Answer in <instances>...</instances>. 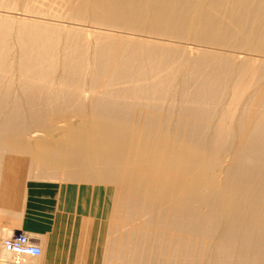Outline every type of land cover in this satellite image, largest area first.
Returning <instances> with one entry per match:
<instances>
[{
	"label": "bare ground",
	"instance_id": "obj_1",
	"mask_svg": "<svg viewBox=\"0 0 264 264\" xmlns=\"http://www.w3.org/2000/svg\"><path fill=\"white\" fill-rule=\"evenodd\" d=\"M34 157L68 264H264V0H0L7 190Z\"/></svg>",
	"mask_w": 264,
	"mask_h": 264
},
{
	"label": "crops",
	"instance_id": "obj_2",
	"mask_svg": "<svg viewBox=\"0 0 264 264\" xmlns=\"http://www.w3.org/2000/svg\"><path fill=\"white\" fill-rule=\"evenodd\" d=\"M1 181L0 245L4 237L22 232L36 235L39 243L41 234L47 243L46 255L32 259L27 257V262L24 259L23 264H68L63 260L57 261V256L66 254L71 245L74 247L79 236L77 222L70 221L72 211L68 208L77 200V194L71 193L63 183L30 180L7 190L5 181ZM70 223L74 230L72 235L68 233Z\"/></svg>",
	"mask_w": 264,
	"mask_h": 264
},
{
	"label": "built area",
	"instance_id": "obj_3",
	"mask_svg": "<svg viewBox=\"0 0 264 264\" xmlns=\"http://www.w3.org/2000/svg\"><path fill=\"white\" fill-rule=\"evenodd\" d=\"M1 245L10 254V257L6 259L7 263L10 264H23L25 258H36L42 252V248L37 243V239L33 235L25 232L4 238Z\"/></svg>",
	"mask_w": 264,
	"mask_h": 264
},
{
	"label": "rangeland",
	"instance_id": "obj_4",
	"mask_svg": "<svg viewBox=\"0 0 264 264\" xmlns=\"http://www.w3.org/2000/svg\"><path fill=\"white\" fill-rule=\"evenodd\" d=\"M19 12L20 11H18L17 13H16V15L17 16H20V14H19ZM37 157H34L33 158V160H34V164L30 167V169H29V172H27L28 174H24V176H27L25 179H24V182H27V181H30V180H38V181H50V182H56V183H62V181H61V179H59V173H57L56 174V171L55 172H53V170L52 169H50V173H49V175H47V176H44V175H42L41 173H40V171H39V167L41 166V165H38V164H36V161H37ZM28 171V170H27ZM1 174V173H0ZM57 176V177H56ZM58 181H60V182H58ZM91 187V186H90ZM73 189H74V186L72 187ZM93 190V189H92ZM103 203H104V200H103ZM107 203V202H106ZM92 209L93 208H91V212H93L92 211ZM77 216L78 217H80V218H82L81 216V214H77ZM70 221L71 222H73V216H72V214H70ZM105 222H103V224H104ZM71 224L72 223H70V231H68V233L70 232L71 233V235L72 234H74V230L72 229V226H71ZM105 225H106V223H105ZM105 229H106V227H105ZM104 232H105V234H104ZM103 232V234L104 235H106L107 234V231H104ZM83 232H81V231H79V234H82ZM32 235V234H31ZM33 237H35L37 240H38V237L36 236V235H33ZM105 239H106V237H104ZM41 239V238H40ZM71 241H73L74 242V238H72L71 239ZM106 241V240H105ZM104 245H105V242L104 243H102V247H104ZM72 246V245H71ZM70 246V247H71ZM69 247V249H73V247H71L70 248ZM100 248L99 247V249H101V252L99 253V254H97V256L99 257H101L102 256V253H103V251L102 250H104L103 248ZM68 256V255H67ZM59 257L65 262V261H67V258H66V254H63V255H59ZM39 258V257H38ZM90 264V263H89ZM93 264V263H92ZM96 264V263H95Z\"/></svg>",
	"mask_w": 264,
	"mask_h": 264
}]
</instances>
